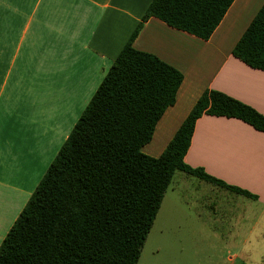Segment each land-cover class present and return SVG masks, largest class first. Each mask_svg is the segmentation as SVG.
<instances>
[{
  "label": "crops",
  "instance_id": "crops-1",
  "mask_svg": "<svg viewBox=\"0 0 264 264\" xmlns=\"http://www.w3.org/2000/svg\"><path fill=\"white\" fill-rule=\"evenodd\" d=\"M150 2L0 0V190L7 191L0 200V229L13 198L31 194L17 188V159L8 148L25 109L45 95L54 111L82 112ZM263 4L234 0L208 40L156 18L143 23L132 48L173 67L183 80L142 154L158 158L205 91L222 93L264 116V71L232 56ZM183 161L251 197L188 175L196 181L172 182L159 217L170 226L180 216L174 229L196 240L195 253L222 254L227 264H264V133L234 118L203 115Z\"/></svg>",
  "mask_w": 264,
  "mask_h": 264
},
{
  "label": "trees",
  "instance_id": "trees-1",
  "mask_svg": "<svg viewBox=\"0 0 264 264\" xmlns=\"http://www.w3.org/2000/svg\"><path fill=\"white\" fill-rule=\"evenodd\" d=\"M234 0H151L78 120L0 243V264H136L176 173L225 186L184 163L203 115L240 120L264 133V116L205 91L162 154L141 152L168 107L182 74L132 42L144 22L208 40ZM264 71V4L232 50Z\"/></svg>",
  "mask_w": 264,
  "mask_h": 264
},
{
  "label": "rangeland",
  "instance_id": "rangeland-1",
  "mask_svg": "<svg viewBox=\"0 0 264 264\" xmlns=\"http://www.w3.org/2000/svg\"><path fill=\"white\" fill-rule=\"evenodd\" d=\"M30 98L33 99V96ZM37 99V103H29L25 109L18 128L16 126L13 128L14 141L10 145L8 143L12 156H16L14 159H17L14 160L16 166L13 168L15 173L13 180L16 181L17 188H23L25 192L30 193L39 183L81 114L79 110L54 111L51 96L39 95ZM49 99L50 102H48ZM17 156H21V159L18 160ZM17 165H19V169ZM181 177L196 181L186 174L176 173L172 179V186ZM6 192L4 189L0 190V200ZM29 197L26 194L19 195L13 198L11 208L5 209L6 221L4 228L0 229V235L4 231L6 232H4L2 240ZM166 198L163 197L162 209L168 202V198ZM0 204L2 205L1 202ZM1 208L3 209L2 206H0V210ZM176 219V223L180 224L181 217ZM165 220L159 217L158 213L136 264H227L222 254L195 253L193 244L196 240L186 237L182 231L175 230L174 228L178 226L176 223L169 226ZM159 226L160 229H163L162 233L159 231ZM174 234L177 236L172 237Z\"/></svg>",
  "mask_w": 264,
  "mask_h": 264
}]
</instances>
